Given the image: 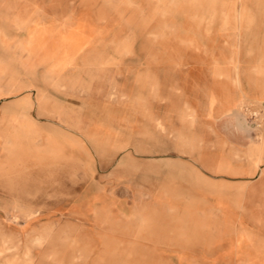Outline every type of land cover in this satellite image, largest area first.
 Segmentation results:
<instances>
[{
	"label": "rangeland",
	"instance_id": "rangeland-1",
	"mask_svg": "<svg viewBox=\"0 0 264 264\" xmlns=\"http://www.w3.org/2000/svg\"><path fill=\"white\" fill-rule=\"evenodd\" d=\"M46 3L53 49L69 56L70 74L54 80L62 107L51 124L77 137L82 154L5 141L0 264H224L189 230L146 251V237L104 234L102 222L78 213L110 196L139 207L155 196L186 218L206 200L223 212L214 234L242 231L264 244V188L246 172L264 160L252 148L264 137V0ZM219 92L223 105L212 97ZM221 162L206 183L194 174ZM64 179L78 186H58Z\"/></svg>",
	"mask_w": 264,
	"mask_h": 264
},
{
	"label": "crops",
	"instance_id": "crops-1",
	"mask_svg": "<svg viewBox=\"0 0 264 264\" xmlns=\"http://www.w3.org/2000/svg\"><path fill=\"white\" fill-rule=\"evenodd\" d=\"M51 23L52 6L46 0H0V157L5 155L6 140L44 141L53 144L56 149L66 148L73 155L82 154L77 137L68 138L51 124L52 119L57 118L53 115V108L62 107L57 105L59 101L53 99L54 80L61 85L70 80L69 56L62 51H54ZM212 97L224 104V93H215ZM69 140L79 142V146L71 147L63 142ZM252 148L264 153V137ZM261 161L246 172L256 175L254 181L264 188V160ZM197 167L194 174L203 183H206L203 175L223 171L222 162L219 167L207 164ZM29 172L35 173V169ZM4 174V168L0 167V182L4 180ZM62 181L64 183L58 186H78L68 179ZM94 187L100 189L98 185ZM99 192L93 191V196L96 197L95 193ZM99 198L100 201L88 210L84 208L77 212L86 219L91 218L95 225L102 222L108 230L104 234L146 237L143 239L146 246L143 250L160 251L163 249L160 246L165 244L161 237L191 232L207 237L197 242L202 245V252L214 251L212 255L223 259L224 264H264V244H260L259 239L247 238L242 231L220 236L213 233L217 228V223L213 221L223 219V212H211V202L204 200L199 202L200 206H192L190 216L186 218L182 217L179 208L159 206L164 203L156 200L155 196L150 197L151 201H147L148 206L144 207L134 205L138 203L135 201L117 202L111 196L107 201ZM107 203H114V206L106 208ZM218 203L223 205L224 202ZM78 204L86 207L89 201L81 198ZM87 211H91L92 215ZM136 228L142 231L133 232ZM175 242L170 241L177 244Z\"/></svg>",
	"mask_w": 264,
	"mask_h": 264
}]
</instances>
